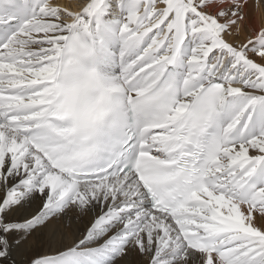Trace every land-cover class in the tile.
I'll return each instance as SVG.
<instances>
[{"label":"snow or ice","instance_id":"snow-or-ice-1","mask_svg":"<svg viewBox=\"0 0 264 264\" xmlns=\"http://www.w3.org/2000/svg\"><path fill=\"white\" fill-rule=\"evenodd\" d=\"M0 264H264V0H0Z\"/></svg>","mask_w":264,"mask_h":264},{"label":"bare ground","instance_id":"bare-ground-1","mask_svg":"<svg viewBox=\"0 0 264 264\" xmlns=\"http://www.w3.org/2000/svg\"><path fill=\"white\" fill-rule=\"evenodd\" d=\"M59 3L62 5V6H68L72 9H74L76 7V4H77V0H59ZM257 16H259V11L257 10ZM19 259H23V257H19Z\"/></svg>","mask_w":264,"mask_h":264}]
</instances>
